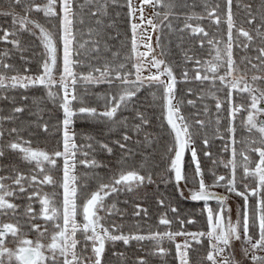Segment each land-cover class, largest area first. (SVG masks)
<instances>
[{"label":"trees","instance_id":"1","mask_svg":"<svg viewBox=\"0 0 264 264\" xmlns=\"http://www.w3.org/2000/svg\"><path fill=\"white\" fill-rule=\"evenodd\" d=\"M43 2V0H35L38 4ZM168 2L169 0H165V3ZM175 2V6L171 8L158 7L162 11V13L157 12L159 13L157 18L161 20L158 31L160 53L165 64L171 67L176 79L175 101L180 104V114L190 125L191 142L196 150L204 180L207 184H212L216 176L226 177L229 174L227 168L220 163V158L227 155L228 150L224 149L228 140L233 136L236 141L235 146L242 148L245 143L243 138L251 136V132L242 123L243 111L238 112L234 119L228 115L230 107L226 99L228 89L218 80L213 83L211 80L195 79L196 70L201 69L204 61H210L215 56V51L205 41L217 39L226 41L227 39L226 4L225 0H175ZM171 3L173 4V0ZM217 4L220 5L217 9V14L221 18L220 25L213 23V20L207 17L206 11V5L208 9H211ZM245 5H250L251 16ZM0 6L9 13L12 10L23 13V4L17 7L14 0H0ZM74 11L76 13L74 47L79 51V55L74 56V59L81 61L75 68L77 74L87 75L93 67L102 66L108 62L112 67L124 64V71L132 72L133 75L130 78L134 79V56L128 59L131 55L132 32L127 0H116V3H112V0H75ZM232 11L237 28L243 27L253 36L247 49L234 46L233 58L243 72L254 75L258 73V69H253L252 64L260 63L255 59L258 55L256 49L264 47V26H262L264 25V19H262L264 0H233ZM93 12L98 14L92 15ZM166 12L169 15L168 19L164 20ZM189 16L193 18L188 20ZM252 17H255L253 23L248 24L247 20ZM30 18L46 29L59 27L57 18L45 17L43 12L33 11ZM186 23L203 27L208 33L207 37L203 34H193L190 29L182 31ZM258 28L260 35L257 34ZM0 29L16 33L9 35V40L1 41L4 48H0V55L7 53L3 56V62L13 65V69L6 71L5 74L40 75L44 49L37 36L29 31L20 30L19 25L14 27L12 15L0 16ZM2 30H0V36L4 34ZM89 30H92L91 35ZM233 36L234 38L237 36L235 31ZM11 40H18L19 48L10 43ZM92 40L100 41L99 51L93 49ZM243 40L244 37H239L240 42ZM81 44L84 45L83 48L80 47ZM245 57L251 58V63L248 59H244ZM197 60L201 61L200 65L196 63ZM25 69L29 71L26 73ZM260 69L263 71V68ZM0 71L4 70L0 69ZM224 71V67L219 69L221 75ZM260 82L264 87V80ZM118 85L119 81L109 85L108 83H88L78 79L74 86L78 99L73 102V108L78 110L81 106H87L95 108L97 112L104 111V95L118 93ZM236 93L233 91L234 104L238 100L249 102L246 101V93L240 96ZM217 100L222 102L220 110L216 108ZM188 101L193 103L190 104ZM60 102L59 98L49 97L47 88L42 85L28 88L10 86L0 88V131L3 132L0 136V151L4 153L0 156L1 172L8 177H14L17 172L30 177L37 171L35 162L24 161L19 150L14 151L7 147L10 142L18 138L29 142L33 149L54 151L62 147L63 111L59 107ZM15 108H22L23 111L14 112ZM138 114L143 116V120ZM144 120L147 123H144ZM73 121L75 143L85 146L91 144V149L84 147L82 150L88 152V160H95L98 165L86 167L77 163L76 177L83 173L87 182L84 185L78 183L80 193L78 203H82L86 194L95 191L100 183H109L112 177L121 171L134 170L146 177L143 183H139L131 191L124 187L105 198L104 202L114 208L109 212L106 211V220L103 222L105 227L111 230L115 226L114 234L143 235L157 231H180L182 227L186 231L208 230L206 213L202 212L204 202L187 198L189 189L193 187L192 177L195 171V164L189 152L185 153L183 161V171L188 177L187 184L180 181L178 188L174 171L170 169L173 152L169 151V147L173 144V133L164 118L161 87L145 84L126 105L118 109L116 116L111 120L77 112ZM197 121H201L202 124H198ZM230 124L235 129L234 133L228 131ZM45 125H47L46 131ZM136 125H140L139 130L136 129ZM13 128L17 129V132H11ZM125 134L129 137L127 141L123 139ZM121 143L125 145V148L120 147ZM101 144H107L112 152L102 149ZM78 157L85 158L83 154H78ZM240 157L237 155V158L240 159ZM58 164L59 168L49 169L48 172L60 176L61 159L58 160ZM147 177H151V182ZM223 184H226V181L216 186L222 193L227 191ZM196 186L198 187V184ZM49 187L57 188L54 185ZM237 187L238 191H244L241 185ZM29 191L31 192L32 189L29 188ZM232 195L237 202V207L242 206L243 198L235 193ZM59 196L60 193H57L56 197L59 198ZM160 201L164 203L161 204ZM208 203L213 209H218L217 200L213 199ZM249 203L254 206L256 198L250 197ZM173 207L177 209V212L171 211ZM137 212L139 215L136 214ZM162 216H166L172 222L170 226L159 224ZM179 220H193L195 223H185L181 226ZM252 234L254 238H258L255 228L252 229ZM77 235L83 236L81 233ZM161 243V246L167 250L164 255L156 254L155 242L151 240H130L127 245L123 241H107L102 255V264H138L141 259L145 264H178L175 243L167 239ZM191 245L189 264H210L205 259L209 251L208 238H201L199 243L192 241ZM77 247L81 252L82 245L78 244ZM259 256H264V252Z\"/></svg>","mask_w":264,"mask_h":264},{"label":"snow or ice","instance_id":"2","mask_svg":"<svg viewBox=\"0 0 264 264\" xmlns=\"http://www.w3.org/2000/svg\"><path fill=\"white\" fill-rule=\"evenodd\" d=\"M75 0H46L44 4L35 3V0H14L17 7L23 4V14L15 12H4L0 13L3 15H12L13 26L19 25V29L23 31H29L32 35H36L44 49V61L41 65L42 72L37 76L16 75L7 76L6 71L12 70L13 65L4 63L3 56L7 53L0 55V88L4 87H20L28 88L30 86L42 85L48 89V96L53 99L59 98V107L63 111V134H62V150H55L51 153L41 149H33L29 142L18 141L10 142L7 147L11 150H19L22 153L21 158L29 163L35 162L36 170L30 177H26L23 173L17 172L15 177L0 176V216L11 213L13 216L17 214L19 205L12 203L8 198L15 195L24 194L29 192L27 199L29 201H37L40 205L39 212L34 211L32 203H29L25 207L24 215L28 217L27 223L30 224L31 230H34L39 234L40 237H45L48 233L46 225L49 222L53 224V231L50 236V242L42 244L39 239L36 241L23 237L20 230L19 221L17 223H3L0 224V264H44L48 261L49 264H102V255L105 251V245L107 241H123L125 245L130 240H151L155 242L156 254H166V249L161 245V242L167 239L168 241L175 242L176 237L184 236L185 240L182 243H176V255L179 259V264H189V249L192 247L191 241L199 243L201 238L207 237L209 241V251L205 259L210 264H236L231 256L225 255V252L230 248L233 240H241L250 247L243 249L245 256L251 252V260L254 264H264V256L256 254L257 251H264V119L259 117L264 114V107H261V103L264 102V90L254 87L256 81L264 80V76L253 75L251 77L252 83L246 79V75L236 76L234 73L240 71L239 66L233 58L234 46H241L239 37H244L247 41L251 42L253 36L250 35L249 31L243 27L237 28L234 20L232 11L233 0H225L226 12H225V23L227 25V39L224 40H208V44L212 46L215 51V56L210 61L203 62L204 75L200 74L201 69L198 68L195 79L197 80H211L215 83L217 80L223 87L228 89L227 101L230 105L228 115L231 118H235V115L244 109L248 112L247 118L244 121L245 127L248 128L249 132L255 131L258 133V139L249 141L250 145H259L250 147L249 151L258 155V160H252L249 155H246L241 151L240 155L243 156L244 164L243 167V179L252 177L256 181L254 188H249L247 184H244V191H238L237 180H236V169L238 167L236 163V149L232 148V159H230L225 167L231 166L232 175L230 178L224 176H216L213 183L207 184L204 180L203 173L199 161L197 160L196 150L193 148L191 151L192 161L195 164V171L192 177L193 187L189 189L188 199L192 201H203L204 206L202 209L203 213H206L207 217V232H188L183 230L180 231H165V232H151L147 236L145 235H125L119 234L114 235L116 231L115 226L110 230L105 227L102 223V217L98 214L100 210L104 209L105 198L110 196L111 193L117 192L122 187H127L129 191L136 183H143L146 179L145 176L140 175L137 171H121L114 175L109 183H100L95 191L87 193L82 203H78L79 189L77 184V177L74 174L77 163L86 167H97L95 160H88V152H83L84 159L77 160V153L81 152L82 148H92L91 144L88 145H77L75 143V133L70 131L73 125V117L80 114H87L91 117L107 118L111 120L116 116L118 109L126 105V103L136 95V92L140 90L145 84L148 86L156 85L163 89V109L164 118L167 124L170 126V130L173 133V144L169 147L170 152H174V156L171 157L170 169L174 171L175 180L179 188V182L184 181L188 183V177L183 171V158L185 155V149L189 147L191 141L190 125L186 122L185 118L180 114V104L175 101V84L176 79L173 75L171 67L165 64L162 59H157L156 55L152 53L151 60L148 61L150 65L149 75L144 76L143 71L145 70L146 63L145 58L152 52L151 45L145 43L144 47L148 49L146 52L138 51L139 40H150V37L146 35V30L137 36L138 30L145 23L151 26L153 31L158 27L154 23L153 19L149 17L145 21L144 7L151 5L153 8L156 5L165 7H173L174 5L169 0L165 3V0H140V7L136 8L133 6V0H127L128 15L130 17V28L132 32L131 37V55L128 59L133 56L136 57V62L133 64L135 69V79L130 77L133 75L130 71H124L125 65L120 64L117 67H112L108 62H105L102 66L93 67L92 70L87 74H77L75 68L81 63L80 60L74 59V56L79 55V51L74 47L76 44V37L74 31V24L76 20V13L74 11ZM112 3H116V0H112ZM103 7V5H102ZM220 7L219 4L216 7L208 9L206 5L207 17L213 20L216 25L221 24V18L217 14V9ZM245 8L249 10L251 16L250 5H245ZM35 12H43L45 17L57 18L59 20L58 36L52 31L46 29L36 20L30 18V14ZM137 12L139 16L137 17ZM97 12H93L92 15H97ZM169 13L164 14V20L168 19ZM153 16H159V13L153 12ZM193 17H187L191 20ZM203 19L204 17H197ZM139 19L140 23L135 22ZM255 17L247 20L248 24H252ZM264 19V17H262ZM82 22V21H81ZM99 24L100 21L98 20ZM28 25H32L29 28ZM264 26V25H262ZM38 29L39 33L33 31ZM190 29L193 34H203L207 37L208 33L203 27L199 25L193 26L191 23H186L183 30ZM2 30V29H0ZM3 36H0V40H7L9 35H15V32H9L8 30H2ZM91 31L90 35H91ZM236 32L237 36L234 38L233 32ZM257 34L260 35L259 28ZM99 35V33H97ZM15 47L19 48L18 40L9 41ZM87 43V42H85ZM99 40H92L93 49L99 51ZM223 43L224 47L220 45ZM62 46V57L61 53ZM157 46H159V38H157ZM203 46V42H201ZM84 47L83 44L80 45ZM244 49L249 47V44L245 43L242 45ZM258 55L255 57L260 63L252 64L253 69L264 68V47L256 49ZM62 59V70L60 67V60ZM188 59H192L188 57ZM248 62L251 63V58L245 57ZM198 65L201 61L197 60ZM163 65V67H161ZM221 67L225 68L224 74L219 73ZM151 68H155L156 72L152 73ZM26 73L29 69L24 70ZM59 72V78L57 79L55 73ZM209 73L211 75H209ZM98 74V75H96ZM187 76V73H185ZM163 77H167L164 79ZM231 78V79H230ZM78 79L88 83H108L112 85L115 81H119L120 91L118 93H107L103 99L105 102V110L97 112L95 108L81 106L77 109L73 108V102L78 99L75 92V84ZM242 85V86H241ZM59 86L62 91V96L59 92L53 91L55 87ZM238 93H247L250 104L235 105L233 103V91ZM188 103H193L188 101ZM83 104V101H81ZM222 102L217 100L216 108L221 109ZM22 108H15L14 112H21ZM141 115V114H138ZM143 120V116L141 115ZM147 123L146 120L143 121ZM198 124H202L201 121H197ZM45 131L47 125L44 126ZM140 125H136V129L139 130ZM229 132L235 131L234 127L229 126ZM11 132H17V129H11ZM3 132L0 131V136ZM123 139L127 141L128 135L125 134ZM119 143V141H117ZM207 143V141H205ZM232 144L235 145L236 141L232 138ZM27 145V146H25ZM102 149H106L109 153L112 149L107 144L100 145ZM120 147L125 148L124 144H120ZM228 150L227 145L225 151ZM3 151H0V156H3ZM207 155V153H206ZM63 159L62 167V179L59 186L63 189V199L60 206H57L54 196L56 193L48 194L42 192L40 185H56L52 175L48 174L49 169L59 168V159ZM254 163V167H250ZM47 166V168L45 167ZM15 171V169H13ZM42 176V179L38 177ZM198 178V179H197ZM12 179V185L4 183L5 180ZM151 182V177H147ZM227 180V183L223 186L227 188L229 193H235L237 196L243 198V205L238 207L236 213V222L231 220V217L226 215L230 213L231 209L226 207V196H221L210 189L216 186H220L222 182ZM27 183V187L25 186ZM198 184V187L196 186ZM15 186V189L10 190ZM183 196V192L181 191ZM250 197L256 198V203L251 206L249 203ZM215 199L219 203L218 209L209 207L208 202ZM163 204V201H160ZM173 213L177 212V209L173 207L171 209ZM139 215V212L136 213ZM78 216H82L83 222H78ZM42 218L45 225L33 223L34 220ZM62 220V223L60 222ZM171 221L166 217L162 216L159 220L161 225H171ZM181 226L185 223H195L193 220H179ZM43 228V230H42ZM255 228L258 234V238H254L252 229ZM77 232L83 233L84 248L80 253L76 251L77 245L80 243L76 238ZM11 236L16 242V247L9 248L6 246L8 236ZM91 244V256L83 255L82 253L87 252L88 245ZM44 249L50 253L46 256ZM138 264H145L141 259Z\"/></svg>","mask_w":264,"mask_h":264},{"label":"rangeland","instance_id":"3","mask_svg":"<svg viewBox=\"0 0 264 264\" xmlns=\"http://www.w3.org/2000/svg\"><path fill=\"white\" fill-rule=\"evenodd\" d=\"M44 2L43 3H41V4H44V3H46V0H43ZM175 0H173V5L175 6ZM133 6L134 7H136V8H139L140 7V0H133ZM161 5H156V7L155 8H153L151 5H146L145 7H144V16H145V21L149 18V17H151L152 19H153V21H154V23H156L157 25H158V27H157V29L155 30V31H153V29L151 28V26H148L146 23L144 24V25H142L141 26V28L138 30V33H137V36H138V38H139V36H140V34L141 33H143L145 30H146V35L148 36V37H150V40H147V39H145V40H139L138 42H139V48H138V51H140V52H146V51H148V49L147 48H145L144 47V44L145 43H149L150 45H151V49H152V52L151 53H149V56L147 57V58H145V63H146V67H145V70L143 71V75L144 76H147V75H149V68H150V65L148 64V61H150L151 60V55H152V53H154L155 55H156V58L157 59H162V56H161V53H160V47L159 46H157V38H158V35H159V28H160V26H161V20L159 19V18H157V16H153V12H161L162 13V11H160L159 9H158V7H160ZM173 6V7H174ZM4 12H6L5 11V9L2 7V6H0V13H4ZM12 12H15V13H19V14H23V13H21V12H17L16 10H12ZM3 14H0V16H2ZM139 16V12H137V17ZM135 22L137 23V24H139L140 23V21H139V19H136L135 20ZM32 27V25H28V27ZM37 33H39V30L38 29H34ZM48 30H50V31H52L54 34H57V36H58V30H59V27L57 26L55 29H48ZM10 33L12 32V31H9ZM4 35V34H3ZM7 40H9V37H8V39ZM1 41H3V40H0V48H4V45L3 44H1ZM205 42H208V41H205ZM245 43H249V41H247L245 38H244V40L242 41V42H240V44H241V46H239V47H242V45L243 44H245ZM220 47L221 48H223L224 47V45H223V43L220 45ZM211 48H212V46H211ZM243 48V47H242ZM60 55H61V57H62V46H61V53H60ZM163 60V59H162ZM136 62V57H134V63ZM239 66V65H238ZM60 67H61V70H62V59L60 60ZM161 67H163V65L161 66ZM239 69H240V67H239ZM150 71L152 72V73H155L156 72V69L155 68H151L150 69ZM204 70H203V65H201V75H204L205 73L203 72ZM257 72H263L264 73V68H263V71L259 68L258 70H257ZM6 75V74H5ZM12 75H16V74H11V75H7V76H12ZM21 75H30V74H21ZM210 75V74H209ZM234 75H236V76H239V75H246V79L249 81V83H252V81H251V77L253 76V75H248V74H246L245 72H243L241 69H240V71L239 72H237V73H234ZM254 75H257V76H259L258 75V73H254ZM30 76H37V75H30ZM55 76H56V78L58 79L59 78V72H56L55 73ZM164 79H167V77H163ZM134 79H135V77H134ZM231 79V78H230ZM213 84V83H212ZM242 86V85H241ZM254 87H256V84L254 83V85H253ZM121 89H120V87H119V89H118V92L120 91ZM53 91H57V92H59L60 93V95L62 96V91H60V89H59V86H57V87H55L54 89H53ZM235 91V90H234ZM236 92V91H235ZM47 93H48V89H47ZM236 94H239V96H240V94L241 93H236ZM247 94V93H246ZM243 95V94H242ZM211 96H214V94H211ZM247 97H248V94H247ZM52 98V97H51ZM249 102L248 103H244L243 101H240V100H238V102H235V105H245V106H247L248 104H250V100H248ZM174 102H176V101H174ZM262 103H264V102H262ZM241 111H243L244 112V115H243V121H242V123L244 124V121L246 120V118H247V115H248V112L247 111H245L244 109H241ZM240 111V112H241ZM261 117H264V114H262L259 118H261ZM70 131H72L73 132V128H72V126H71V129H70ZM61 133L63 134V126L61 127ZM258 134V133H257ZM232 138H233V136H232ZM232 138H230V140H228V142L226 143V145H227V147H228V151H227V155H225V156H222L221 158H220V163H221V165L223 166V167H225V164L230 160V159H232V148L233 147H235V149H236V163H237V165H238V167H237V169H236V180H237V183L239 184V185H241L242 186V188H243V190H244V184H247L248 186H249V188H252L250 185H249V181H247V180H255L254 178H252V177H248L247 179H243V167H242V165L244 164V159H243V156H241L240 155V153H241V151H243L246 155H249L250 157H251V159L253 160V158H252V154H256V153H252V152H250L249 151V148L250 147H254V146H259V145H250L249 144V141H251V140H254V138L253 137H247V138H243V141L245 142L244 143V147H242V148H237L235 145H233L232 144ZM255 139H258V136L255 138ZM19 140H21V139H19ZM248 140V141H247ZM16 141H18V139L16 140ZM23 141V140H22ZM225 145V146H226ZM25 146H27V145H25ZM192 149H193V145H192V142L190 141V145H189V147L188 148H186V152H189V154H190V156H191V160H192V155H191V151H192ZM58 150V149H57ZM59 150H62V147L59 149ZM225 150V149H224ZM55 151V150H54ZM49 153H51V152H53V151H48ZM84 152V150H81V152H78L77 154H82ZM21 156H22V154H20ZM237 155H238V157H240V159L239 158H237ZM173 156H174V152H173ZM257 156V158L255 159V160H258V155H256ZM78 157V156H77ZM61 161H62V164H61V172H60V176H56V175H54V174H51V173H49L48 172V174L49 175H52L53 176V178H54V180L57 182L56 183V185L55 186H57V188L56 189H51L50 187H49V185H40L39 187H40V189H42V192H44V193H48V194H53V193H60V196H59V198H57L56 196H54L53 198H54V200L56 201V204H57V206H60V204H61V202H62V199H63V196H62V193H63V189L59 186V184H60V181H61V179H62V175H63V173H62V167H63V159L61 158ZM250 167H254V163L253 164H251L250 165ZM225 168H227V170H228V176H226V178H230L231 177V175H232V169H231V166L229 165L228 167H225ZM239 169H240V172H239ZM33 174V173H32ZM75 174V173H74ZM39 179H42V176H40V177H38ZM226 182H227V180H225ZM4 183H6V184H8V185H11V183H10V181H5ZM139 183H136V184H134L133 185V187L132 188H134V187H136L137 185H138ZM26 186V185H25ZM13 188H15V186L13 187ZM122 188H124V187H122ZM58 189V190H57ZM237 189H238V187H237ZM10 190H12V189H10ZM239 190V189H238ZM222 192V191H221ZM225 194H226V197H227V200H226V202H225V204H226V207H228V208H230L231 209V212L230 213H227V215L228 216H230L231 217V220L235 223L236 222V213H237V209H238V205H237V202H236V200H235V198H234V196L232 195L233 193H229L228 192V190L226 191V192H224ZM8 199H12V197H9ZM35 203V206H34V208H35V211L36 212H39V209H40V205H39V203L37 202V201H35L34 202ZM209 204V207H212L211 206V204L210 203H208ZM104 205H105V207H104V209H102V210H100L99 211V215L102 217V223L104 222V220H106V211H108L109 212V210H114V208L113 207H111V206H109V205H107L105 202H104ZM137 207V206H136ZM218 208H219V206H218ZM40 221V223L39 222H37V221H35V223L37 222V223H39L40 225H42V226H44L45 225V223H42V222H44V220L43 219H41V220H39ZM61 223H62V220L60 221ZM78 222H83V220H80V221H78ZM42 223V224H41ZM46 227L48 228V230H50V231H48V233H50V235L52 234V231H53V224H52V222H49L47 225H46ZM49 227H51V229H49ZM43 230V229H42ZM188 232H204V231H194V230H189ZM205 232H207V231H205ZM37 233V232H36ZM38 234V233H37ZM36 234V235H37ZM114 234V233H113ZM120 234V233H119ZM119 234H114V235H119ZM39 235V234H38ZM125 235H143V234H125ZM145 236H147L148 234H144ZM50 238V237H49ZM49 238H47V239H44L43 238V244H47L49 241H50V239ZM49 239V241H47ZM37 240V238L35 239V241ZM185 240V237L184 236H179V237H176V239H175V244L176 243H182L183 241ZM189 240H190V242H192L191 241V238L189 237ZM108 242H110V241H108ZM90 244V243H89ZM91 245V244H90ZM161 245H162V243H161ZM160 245V246H161ZM16 247V246H15ZM14 247V248H15ZM90 246H88V248H89ZM245 247H250L249 245H247L245 242H244V240H243V238H241V240H233L232 241V243H231V246H230V248H228L227 250H226V252H225V255H228V256H231L233 259H234V261L236 262V264H254V262L251 260V252H249V255L248 256H245V254H244V251H243V249L245 248ZM44 251H45V255L46 256H48V255H50V253L47 251V249H44ZM175 251H176V248H175ZM264 251H257L256 252V254L257 255H262V253H263ZM92 255V252H91V250L90 251H88V254H87V256H91ZM178 259V258H177ZM178 264H179V259H178Z\"/></svg>","mask_w":264,"mask_h":264},{"label":"flooded vegetation","instance_id":"4","mask_svg":"<svg viewBox=\"0 0 264 264\" xmlns=\"http://www.w3.org/2000/svg\"><path fill=\"white\" fill-rule=\"evenodd\" d=\"M258 75L259 76H264V73L262 72V73H259L258 72ZM255 84H256V87H258V88H260V89H262V90H264V87L262 86V82H260V81H256L255 82ZM249 100V97H247L246 98V101H248ZM245 103V102H244ZM261 107H264V103H261V105H260ZM260 119H264V117H261ZM245 126V125H244ZM258 136V134L255 132V131H253V132H251V136H247V137H253L254 138V140H255V138ZM186 150V149H185ZM185 153H186V151H185ZM253 156H252V158H253V160L255 161V159L257 158V154H252ZM77 156H78V154H77ZM185 156V155H184ZM80 159H84L83 157H77V160H80ZM91 160V159H90ZM183 161H184V158H183ZM78 165H81V164H79L78 163ZM84 166V165H83ZM24 174V173H23ZM30 175V174H29ZM0 176H5V177H8V175L7 174H5L4 172H1L0 171ZM15 177V176H14ZM13 177V178H14ZM77 184L78 183H80L81 185H84V184H86L87 182L85 181L86 180V178L84 177V174L82 173V174H79V177H77ZM5 181H10V183H11V185H12V179H7V180H5ZM4 181V182H5ZM79 181V182H78ZM247 181H249V185L252 187V188H254L255 186H256V181L255 180H247ZM227 183V182H226ZM26 185V187H27V184H25ZM211 185V184H210ZM224 185V184H223ZM237 185H239L238 183H237ZM13 187H14V185H13ZM78 187H79V185H78ZM12 190H15V191H17V193H18V190L17 189H15V188H12ZM211 191H213V192H216V193H219V194H223L224 196H226V194L225 193H222V192H219L220 190L217 188V187H213V188H211L210 189ZM29 192L30 191H28V192H25L24 194H17V195H15V196H13L12 197V199L10 200L12 203H14V204H16V205H19V208L17 209V214L15 215V216H13L11 213H8L7 215H4V216H0V224H3V223H13V224H15V223H17V221H19V224H20V230H21V233L23 234V237L24 238H27V239H30V240H33V241H35V239L37 238V239H39L40 240V242L43 244V238L44 239H47V238H49L51 235H50V233H47V235L45 236V237H40L34 230H31V228H30V224H28L27 223V221H28V217H26L25 215H24V211H25V207L29 204V203H32V205H33V209H34V211H35V208H34V206H35V201H29L28 199H27V196H28V194H29ZM213 200V199H212ZM42 218H39V219H36V220H34L33 221V223H35V221H37V222H39L40 223V221L39 220H41ZM78 221H80V220H83V218H82V216H78ZM36 222V224H39V223H37ZM42 223H45V222H42ZM41 223V224H42ZM43 229V228H42ZM49 229H51V227H49ZM48 231H50V230H48ZM78 233H81V234H83L82 232H77V234ZM37 234V235H36ZM76 234V238H77V240H79L80 241V243L79 244H81L82 245V247H81V250L84 248V243H83V236L82 237H80V236H78ZM50 239V238H49ZM49 239L47 240V241H49ZM6 240H7V244H6V246L7 247H9V248H13L14 249V247L15 246H17L16 245V242L13 240V238L9 235L7 238H6ZM50 242V241H49ZM48 242V243H49ZM78 246V245H77ZM88 246H90L88 249H87V252H84V253H82L83 255H87L88 254V251H90L91 250V245L89 244ZM76 251L78 252V253H80L79 251H78V247H77V249H76ZM44 264H49V262L48 261H45L44 262Z\"/></svg>","mask_w":264,"mask_h":264},{"label":"water","instance_id":"5","mask_svg":"<svg viewBox=\"0 0 264 264\" xmlns=\"http://www.w3.org/2000/svg\"><path fill=\"white\" fill-rule=\"evenodd\" d=\"M215 193H216V192H215ZM217 194H219V193H217ZM219 195L224 196L223 194H219Z\"/></svg>","mask_w":264,"mask_h":264}]
</instances>
